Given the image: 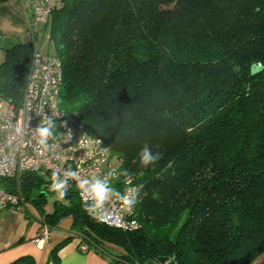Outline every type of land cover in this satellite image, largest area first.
<instances>
[{"label":"trees","instance_id":"trees-1","mask_svg":"<svg viewBox=\"0 0 264 264\" xmlns=\"http://www.w3.org/2000/svg\"><path fill=\"white\" fill-rule=\"evenodd\" d=\"M45 31L63 65L60 109L144 188L138 227L124 231L89 216L70 184L46 212L51 181L25 173L19 191L42 223L71 217L115 263L253 264L264 253V70L251 73L264 66V0H63ZM33 53L30 41L2 53L0 98L16 108ZM145 144L162 158L141 168Z\"/></svg>","mask_w":264,"mask_h":264},{"label":"built area","instance_id":"built-area-1","mask_svg":"<svg viewBox=\"0 0 264 264\" xmlns=\"http://www.w3.org/2000/svg\"><path fill=\"white\" fill-rule=\"evenodd\" d=\"M62 1L32 0L33 6L28 16V32L30 42L34 43V53L23 100L16 108L11 102L0 98V179L13 181L17 188V193H11L0 185V216L7 209H17L22 212L26 210L27 202L19 191L25 173L34 172L50 180L52 171L66 170L69 165L73 169L79 167L82 175L85 176L92 173L103 175L110 168L121 171L119 162L115 160L112 149L105 140L88 134L77 114L65 116L60 109L59 96L63 82L62 61L55 54L42 52L37 44L41 28L48 25L52 13L61 7ZM2 55L0 51V62ZM41 110L44 111L43 114L50 117L53 111L58 113V117H53L57 124V136L59 137L60 132L64 134L69 130L72 133L67 143L63 142L62 138L49 141L50 145L58 144L59 147H50L48 150H43L37 145L31 129L36 128L40 123L42 116H37L36 113ZM18 127L21 129L20 132H17ZM80 138L85 140L83 147L79 146ZM97 139L101 141L100 144L88 143L89 140ZM74 146L77 147V151L73 154L68 153L67 149ZM65 155H74L75 158L65 160ZM123 180L124 177H120L113 182L114 186L123 190ZM132 182L135 184L133 178ZM69 184L74 187L81 201L75 183L69 181ZM118 208V204L115 207L110 206V211L117 216V219L103 224L124 231L136 229L138 223L135 218V209L132 215L123 216V226H115L119 221ZM51 230L47 224L42 223L35 239L37 245H41L50 237ZM79 246L84 252L89 250L82 240Z\"/></svg>","mask_w":264,"mask_h":264},{"label":"crops","instance_id":"crops-1","mask_svg":"<svg viewBox=\"0 0 264 264\" xmlns=\"http://www.w3.org/2000/svg\"><path fill=\"white\" fill-rule=\"evenodd\" d=\"M32 6V0H0V41L5 43V47L16 42L30 41L28 16ZM41 30L45 31V27ZM45 209L46 212L52 211L48 206ZM42 221V214L30 203H27L25 212L7 209L1 214L0 264H15L23 258L32 259L34 264H54L51 252L72 235H76L73 240L59 249V264H124L115 263L112 256L98 247L82 251L79 246L81 239L73 227L71 217L62 219L58 226L51 230L50 237L41 245H37L35 239ZM108 247L111 253L120 252L116 247ZM253 264H264V253Z\"/></svg>","mask_w":264,"mask_h":264},{"label":"clouds","instance_id":"clouds-1","mask_svg":"<svg viewBox=\"0 0 264 264\" xmlns=\"http://www.w3.org/2000/svg\"><path fill=\"white\" fill-rule=\"evenodd\" d=\"M43 113V110L36 113L37 116H42V119L36 128L31 129L32 136L37 145L43 150H48L50 147H59L58 144L50 145L49 141H56L58 138H62L63 142L67 143L71 139L72 133L69 130L64 134L60 132L59 137L57 136V124L53 117H58V113L53 111L51 117ZM20 131L21 129L18 127L17 132ZM78 143L80 147H83L85 140L80 138ZM88 143L100 144L101 141L99 139L95 141L89 140ZM76 151V146L67 149V152L72 154ZM104 151L106 152L107 150L105 149ZM74 158V155H65L64 157L65 160ZM161 158L162 154L160 152L154 153L147 144L138 153L141 168H147L149 165L158 162ZM138 175L143 176V172H139ZM120 177H124L123 190L117 189L113 183ZM50 180L48 192L53 193L55 199L59 201L65 199L70 187L69 181H73L81 198L84 211L99 223H108L110 220H116L117 216H114L110 211V206L115 207L118 204L117 214L119 221L115 225L117 227L123 226L122 218L124 215L133 214L144 188L142 183L133 184L132 176L128 170L125 169L118 172L116 168H110L103 175L92 173L85 176L82 175L79 167L73 169L69 165L66 170L60 171L57 169L52 171Z\"/></svg>","mask_w":264,"mask_h":264},{"label":"rangeland","instance_id":"rangeland-1","mask_svg":"<svg viewBox=\"0 0 264 264\" xmlns=\"http://www.w3.org/2000/svg\"><path fill=\"white\" fill-rule=\"evenodd\" d=\"M37 44H38V46L42 52H46V53H50V54L55 53V48H54L53 42L50 41L49 34L47 31H43V30L40 31V33L37 37ZM4 49H5V43L3 41L2 42L0 41V51L3 53ZM55 200H57V199H55L54 195L49 198L50 202L47 205L49 210L53 209V203Z\"/></svg>","mask_w":264,"mask_h":264},{"label":"water","instance_id":"water-1","mask_svg":"<svg viewBox=\"0 0 264 264\" xmlns=\"http://www.w3.org/2000/svg\"><path fill=\"white\" fill-rule=\"evenodd\" d=\"M264 70V66L262 64H253L251 66V73L253 75L259 74ZM147 264H156L154 260H150Z\"/></svg>","mask_w":264,"mask_h":264}]
</instances>
